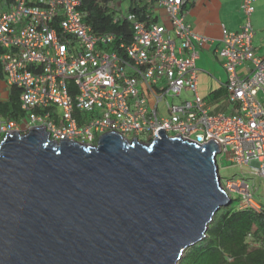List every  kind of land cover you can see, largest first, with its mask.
I'll use <instances>...</instances> for the list:
<instances>
[{
	"label": "built area",
	"instance_id": "2783aa9c",
	"mask_svg": "<svg viewBox=\"0 0 264 264\" xmlns=\"http://www.w3.org/2000/svg\"><path fill=\"white\" fill-rule=\"evenodd\" d=\"M188 1L137 0L147 8L139 20L114 0L112 23L129 24V32L117 34L94 32L84 21L88 13L79 10L81 0H0V66L7 84L19 90L23 113L19 120L0 118V138L44 128L52 142L93 146L101 135L116 133L148 144L162 129L167 138L197 146L211 139L220 149L216 156L264 180V58L252 45L250 21L256 0H243L238 32H221L218 55L228 101L236 106L231 115H210L198 93L197 47L208 40L184 23ZM156 10L168 27L158 23ZM220 185L237 200L236 211L264 209L244 176Z\"/></svg>",
	"mask_w": 264,
	"mask_h": 264
},
{
	"label": "water",
	"instance_id": "95a60500",
	"mask_svg": "<svg viewBox=\"0 0 264 264\" xmlns=\"http://www.w3.org/2000/svg\"><path fill=\"white\" fill-rule=\"evenodd\" d=\"M0 141V264H177L231 201L209 139Z\"/></svg>",
	"mask_w": 264,
	"mask_h": 264
},
{
	"label": "trees",
	"instance_id": "16d2710c",
	"mask_svg": "<svg viewBox=\"0 0 264 264\" xmlns=\"http://www.w3.org/2000/svg\"><path fill=\"white\" fill-rule=\"evenodd\" d=\"M113 1L81 0L79 10L88 13L84 21L94 32H129L127 21L112 23ZM137 5V0H131L129 12L139 20L144 19L147 8ZM2 77L0 66V79ZM0 113L15 120L23 115L16 87L10 88L8 101L0 104ZM78 123L81 124L80 121ZM229 206L220 208L208 225L205 238L188 248L178 264H264V209L256 215L249 211H236ZM247 237H250V243L246 242Z\"/></svg>",
	"mask_w": 264,
	"mask_h": 264
},
{
	"label": "crops",
	"instance_id": "0c3cea01",
	"mask_svg": "<svg viewBox=\"0 0 264 264\" xmlns=\"http://www.w3.org/2000/svg\"><path fill=\"white\" fill-rule=\"evenodd\" d=\"M117 1L122 4L123 13L129 12L131 0ZM242 4L243 0H192L182 9L184 23L194 34L208 40L197 47L199 57L195 66L198 73L197 90L210 115L235 114L236 106L228 101V92L225 88L227 73L222 67L218 49L223 28L230 32L240 30L244 22ZM153 12L159 15L158 23L169 26L161 10ZM250 21L254 30L252 45L256 48L257 55L264 58V0H256ZM238 72L243 75L241 69ZM1 79L3 84L0 83V104H3L8 101L12 86L7 84L4 75ZM0 118L5 120L9 117L0 113Z\"/></svg>",
	"mask_w": 264,
	"mask_h": 264
},
{
	"label": "rangeland",
	"instance_id": "374dc122",
	"mask_svg": "<svg viewBox=\"0 0 264 264\" xmlns=\"http://www.w3.org/2000/svg\"><path fill=\"white\" fill-rule=\"evenodd\" d=\"M161 14H162V12H161ZM102 51L110 52V50L107 48V46H105L104 49H102ZM0 83L3 84L2 79H0ZM182 98H190V94H184L182 96ZM176 101H178V100H176ZM88 116H90V114H88ZM216 161H217V166H218V175L220 176L222 183L226 179H230L233 176L242 175L245 178L249 179L251 183H253V186L256 188V195L259 198L264 199V180L250 175V173H249L250 168L249 167L248 168H246V167L240 168L239 166H237L233 163H230L227 159V156H221L220 154H218L216 156ZM233 198L236 199L235 196ZM237 203H238L237 200H234L232 202V204L230 203L231 205L228 208H232L233 210H235ZM249 239H250V237H247V241H246L247 243L251 242ZM251 247L256 248L255 244H252ZM183 255H182V257H183ZM179 261H178V263H179Z\"/></svg>",
	"mask_w": 264,
	"mask_h": 264
},
{
	"label": "clouds",
	"instance_id": "9594fccd",
	"mask_svg": "<svg viewBox=\"0 0 264 264\" xmlns=\"http://www.w3.org/2000/svg\"><path fill=\"white\" fill-rule=\"evenodd\" d=\"M191 1H192V0L188 1L187 3H190ZM187 3H186V4H187ZM186 4H185V5H186ZM185 5H184V6H185ZM184 6H183V7H184ZM182 9H183V8H182ZM253 12H254V11H253ZM251 15H252V14H251ZM252 28H253V27H252ZM21 135H23V134H21ZM4 136H5V135H4ZM4 136H2V137L0 138V141H1V139H2ZM127 141H128V140H127ZM93 146H94V145H93ZM215 156H216V155H215ZM215 162H216V159H215ZM216 166H217V164H216ZM217 170H218V166H217ZM218 176H219V175H218ZM219 178H220V176H219ZM220 180H221V178H220Z\"/></svg>",
	"mask_w": 264,
	"mask_h": 264
}]
</instances>
